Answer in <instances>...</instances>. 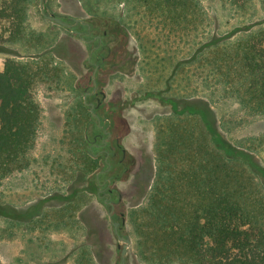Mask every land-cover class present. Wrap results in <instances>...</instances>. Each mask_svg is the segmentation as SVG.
I'll list each match as a JSON object with an SVG mask.
<instances>
[{
    "label": "trees",
    "instance_id": "obj_1",
    "mask_svg": "<svg viewBox=\"0 0 264 264\" xmlns=\"http://www.w3.org/2000/svg\"><path fill=\"white\" fill-rule=\"evenodd\" d=\"M31 1L0 0V44L29 39L27 4ZM118 1L128 6L129 17L141 14L157 31L148 40L151 43L162 38L165 43H182L195 33L196 37L209 21L200 0ZM124 39L129 44L130 37ZM123 49L118 48V53ZM125 55L124 62L132 65L129 72H134L138 53L133 51L131 58ZM187 58L172 73L162 75L164 86H154L151 93L171 110L157 127L154 180L149 184L151 192L146 187L142 191L147 203L129 213L138 256L146 264H264V163L252 147L227 136L210 99L177 91L172 84L182 66L203 60L212 65L210 72L217 73L226 94L236 97L249 113L264 115V31L236 42L213 35ZM52 66L48 56L30 62L8 58L0 70V182L31 166L43 113L35 87L49 77ZM123 66L120 70L128 73ZM79 131L84 135L78 140L81 153L87 156L79 174L83 178L99 167L100 159L89 153L85 131L82 127ZM89 195L88 190H78L63 207L73 204L82 211L79 221L88 240L97 237L96 228L86 220ZM5 213L0 211L2 216ZM83 248L89 254L77 264L84 258L93 264V249L100 257L108 246L97 240L87 241Z\"/></svg>",
    "mask_w": 264,
    "mask_h": 264
},
{
    "label": "rangeland",
    "instance_id": "obj_2",
    "mask_svg": "<svg viewBox=\"0 0 264 264\" xmlns=\"http://www.w3.org/2000/svg\"><path fill=\"white\" fill-rule=\"evenodd\" d=\"M200 2L209 21L199 29L196 37L195 33L182 43L175 40L165 43L163 38L151 43L148 40L152 41L157 31L149 27L147 19L141 14L129 17V8L125 3L118 4L113 0H45L47 11L57 17L98 20L100 15L103 22L108 20L111 24L128 9L124 16L128 28L118 30V34L122 38L125 35L130 37L129 44H125L123 49L130 54L129 58L133 51L138 53L135 71L129 72L132 68L130 63L124 65V70H128L125 74L129 75L125 83L116 82L123 75L122 70L115 72L117 75L112 78L110 71L101 75L106 85L111 79L116 82L115 86H106L108 100L116 103L113 108H117L111 115L116 132L127 134L126 147L136 158L132 173L116 184L128 213L124 233L132 239L128 264H146L138 256L137 236L129 213L136 205L147 203L142 191L146 183H153L154 180L157 127L166 120L171 110L153 97L154 86L163 87L165 81L162 75L172 73L178 62L188 59L198 45L213 35L236 42L264 31V0ZM27 16L31 29L29 39L21 44H0V70L4 69L8 58L30 62L48 56L53 66L49 77L35 87L36 99L43 113L37 146L30 154L31 166L0 182V211L7 212L0 215V264H77L79 258L88 253L83 245L97 240L101 246L108 248L100 257L98 250L93 249V264H119L121 253L117 245L120 242L108 224L103 199H98L96 193H90L85 198L88 199L87 207L91 208L86 213L89 217L86 220L97 230V237L90 240L79 221L82 211H77L73 204L66 210L63 208L64 202L73 198L78 190H87L95 183L96 173L103 166L100 160L98 168L83 178L79 175L86 165L83 161L87 160L78 142L84 138V135H79V130L82 127L85 131L90 116L82 106L83 93L76 90V84L79 70L83 74L89 73V70H82L88 52L66 27L43 16L40 0L27 4ZM137 32L143 43L138 40ZM194 39L197 44H194ZM142 44L150 51H145ZM210 70L212 65L203 60L187 64L182 66L172 84L177 91L197 92V95L210 99L227 136L237 144L252 147L264 163V115L246 111L236 97L226 94L217 73ZM92 189L89 191L95 192ZM150 189L148 187L147 191L151 192ZM88 262L84 258L82 264Z\"/></svg>",
    "mask_w": 264,
    "mask_h": 264
},
{
    "label": "flooded vegetation",
    "instance_id": "obj_3",
    "mask_svg": "<svg viewBox=\"0 0 264 264\" xmlns=\"http://www.w3.org/2000/svg\"><path fill=\"white\" fill-rule=\"evenodd\" d=\"M62 19L68 23H74L75 18ZM83 21L84 23L66 28L84 44V50L88 52L83 60L84 69L82 70H89V73L83 74L81 70L78 71L76 90L82 91L83 103L91 115L85 125L86 147L94 158L103 161V166L96 173L95 183L87 190L95 189V192H89L96 193L98 199H103V204L107 208L108 224L113 229L112 234L118 239L113 222L119 223L121 235L128 236L124 233L128 213L122 204L123 197L116 184L122 182L132 173L136 165V158L126 147L125 137L127 134L117 133L115 130L116 126L111 114L117 111V108H113L116 103L108 100L106 92L108 85L103 82L101 75L105 71L115 73L120 70L121 65L126 64L124 62L127 56L126 52L118 53V48H124L126 40L118 34V30L123 27L117 21H112V24L108 20L103 22L93 18L83 19ZM123 123L124 121H122ZM125 124L127 126V122ZM139 178L142 181V175ZM145 185L148 190L149 184ZM113 208L114 213L111 219L110 212ZM119 242L117 245V250L121 253L119 264H123L124 242L120 240ZM127 257L126 264H128Z\"/></svg>",
    "mask_w": 264,
    "mask_h": 264
},
{
    "label": "water",
    "instance_id": "obj_4",
    "mask_svg": "<svg viewBox=\"0 0 264 264\" xmlns=\"http://www.w3.org/2000/svg\"><path fill=\"white\" fill-rule=\"evenodd\" d=\"M40 8H41V12H42L43 16L46 19H48L50 21H53V22H55V23H57L59 25H62L64 27L71 28V27L77 25L78 23H84L83 19H81V18H75L74 19V23H68L65 20H63L62 18L57 17L56 15L49 13L47 11L46 6H45V0H40ZM96 72H97V69L95 70V73H94V77L95 78H96ZM85 98H86V96H85ZM94 115L97 116V114H94ZM113 213H114V208L110 212L111 219H112ZM113 224H114L115 232L118 235V239L121 242H124V247H123V250H122V263L126 264V257H127L128 251H129V249H130V247L132 245V239H131V237L129 235L128 236H123V235H121L119 233V223L113 222Z\"/></svg>",
    "mask_w": 264,
    "mask_h": 264
},
{
    "label": "crops",
    "instance_id": "obj_5",
    "mask_svg": "<svg viewBox=\"0 0 264 264\" xmlns=\"http://www.w3.org/2000/svg\"><path fill=\"white\" fill-rule=\"evenodd\" d=\"M113 1L116 2V3H118V4H120L118 0H113ZM122 3H124V2H122ZM125 10L127 11L128 9L126 8ZM126 11H124L123 15L121 14V17L119 18V20H117V19H114V20H116L118 23H120L122 27L128 28V22L124 20V16H125V14H127ZM93 14H94L93 16H97L96 13H93ZM127 15H129V13H128ZM98 16L100 17V15H98ZM112 16H115V14L112 13ZM120 20H121V21H120ZM121 22H122V23H121ZM122 74H123V75H121V77H120L119 79H116V82L121 81L122 83H125L124 81H125L127 78L129 79V75H127V74H125V73H123V72H122ZM115 75H117V73H112L111 78L114 77ZM112 80H114V79L109 80V84H108V87H109V88H110V86L113 85V84H114V86L116 85V82H115V81H112ZM107 90H108V88H107Z\"/></svg>",
    "mask_w": 264,
    "mask_h": 264
}]
</instances>
